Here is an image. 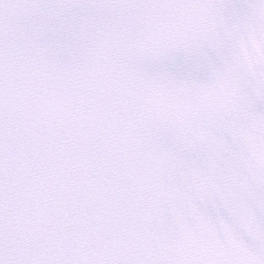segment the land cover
I'll use <instances>...</instances> for the list:
<instances>
[{
    "label": "snow or ice",
    "instance_id": "snow-or-ice-1",
    "mask_svg": "<svg viewBox=\"0 0 264 264\" xmlns=\"http://www.w3.org/2000/svg\"><path fill=\"white\" fill-rule=\"evenodd\" d=\"M0 264H264V0H0Z\"/></svg>",
    "mask_w": 264,
    "mask_h": 264
}]
</instances>
